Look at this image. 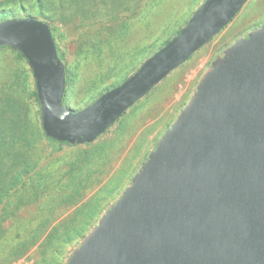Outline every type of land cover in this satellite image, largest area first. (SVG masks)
<instances>
[{"label":"water","instance_id":"1","mask_svg":"<svg viewBox=\"0 0 264 264\" xmlns=\"http://www.w3.org/2000/svg\"><path fill=\"white\" fill-rule=\"evenodd\" d=\"M247 0H203L185 25L88 105L64 104L48 22L0 21L34 78L44 134L90 143L225 27ZM63 264H264V24L226 47L120 196Z\"/></svg>","mask_w":264,"mask_h":264},{"label":"rangeland","instance_id":"2","mask_svg":"<svg viewBox=\"0 0 264 264\" xmlns=\"http://www.w3.org/2000/svg\"><path fill=\"white\" fill-rule=\"evenodd\" d=\"M202 1L130 0L131 6L138 4L137 12H122L119 19L105 16L91 23L47 19L67 69L64 104L80 109L108 87L122 82L185 25ZM25 16L43 19L36 14L16 17ZM262 24L264 0H247L225 27L94 141L60 145L39 140L29 153L41 156L45 176H34L41 181L36 194L29 189L36 182L33 177L12 193L0 221V264H63L120 196L189 101L212 61L236 39ZM28 69L16 49L0 47V88L23 81L31 115L40 124L37 103L30 95L33 81ZM66 229L71 235L65 242L50 238L54 230L60 234ZM42 230V236L31 242V237Z\"/></svg>","mask_w":264,"mask_h":264},{"label":"trees","instance_id":"3","mask_svg":"<svg viewBox=\"0 0 264 264\" xmlns=\"http://www.w3.org/2000/svg\"><path fill=\"white\" fill-rule=\"evenodd\" d=\"M129 1L130 0H0V21L10 17H16L17 14H36L40 18H43L42 20L44 21L47 19H60L65 21L78 20L80 23H85V21L89 23L95 22L105 16L112 19H119L118 17L122 12L131 10L133 15L137 12L138 4L135 3V6H131ZM52 34L54 36L53 32ZM168 40L169 39L166 41ZM57 49L59 57L64 61L63 53L58 45ZM18 53L25 59L19 51ZM28 70L32 75L30 67ZM65 70L67 83L66 65ZM32 81L30 95L37 103V114L40 124H37L31 115L29 102L25 99V84L23 81H18L16 86H13L14 83H11L9 85L5 84V86L0 88V221L3 218L2 213L5 211L12 193L17 188L24 186L29 178L33 177L32 179H36V182H33L29 186L31 192L36 194V192L40 190L41 181L34 176L38 175L40 178H43L45 176V173H43L45 168L41 165V156H31L29 153V151L35 147V144L38 143L39 140L44 139L50 143L57 142L60 145H71L67 142L56 141L44 134L41 124L40 104L36 95L33 76ZM44 230L34 234L30 240H37L40 238L45 232ZM55 232L56 230L50 233V238L55 236L57 241L61 240L65 242L71 235L68 229L61 231L60 234H56ZM2 233L0 229V237ZM33 241L34 240L31 242ZM12 255L13 254H11V257Z\"/></svg>","mask_w":264,"mask_h":264}]
</instances>
